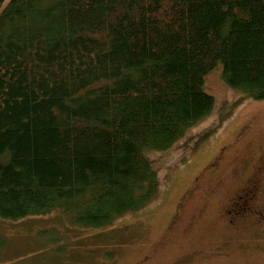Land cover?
I'll list each match as a JSON object with an SVG mask.
<instances>
[{
  "label": "trees",
  "instance_id": "obj_1",
  "mask_svg": "<svg viewBox=\"0 0 264 264\" xmlns=\"http://www.w3.org/2000/svg\"><path fill=\"white\" fill-rule=\"evenodd\" d=\"M218 64L264 101V0H0V220L103 230L150 206L148 155L211 114Z\"/></svg>",
  "mask_w": 264,
  "mask_h": 264
},
{
  "label": "rangeland",
  "instance_id": "obj_2",
  "mask_svg": "<svg viewBox=\"0 0 264 264\" xmlns=\"http://www.w3.org/2000/svg\"><path fill=\"white\" fill-rule=\"evenodd\" d=\"M221 74L218 64L203 79L202 90L214 101L211 114L189 129L171 150L148 155L161 181L150 206L123 215L103 230L72 228L59 212L16 222L0 220V236L6 240L1 250L3 262L264 264V235L256 239L250 224L246 232L232 234L235 238L220 248V258L207 259V252L230 236L218 218L220 207L264 156V101L246 99L231 90ZM222 149L224 159L217 173L203 174ZM196 185L207 196L203 192L189 195L183 206L181 196ZM54 231L57 234L45 238L44 233ZM56 236L61 245L48 246L49 238Z\"/></svg>",
  "mask_w": 264,
  "mask_h": 264
},
{
  "label": "flooded vegetation",
  "instance_id": "obj_3",
  "mask_svg": "<svg viewBox=\"0 0 264 264\" xmlns=\"http://www.w3.org/2000/svg\"><path fill=\"white\" fill-rule=\"evenodd\" d=\"M224 153V149L220 150L215 158L206 165L203 174L217 173L224 159ZM263 163L264 156H262L261 161L255 165L250 176L235 188V191L226 198L225 203L220 207L218 218L227 228V232L230 236L227 235V237H225L222 242H219L215 248L209 250V252H207L209 256L207 259L215 260L220 258L222 254L220 253V248L230 245L231 239L235 238L232 234H242L246 232L248 224L254 225V227L250 229L251 231H249L255 232L256 239L264 235V178L261 177L264 170ZM195 179L198 184L200 181L199 177ZM199 186L200 185H196L193 188L194 190H191V193H185L183 198L181 196L180 202H183V206L186 204L189 195L192 197L202 192L203 195H206L204 188H199ZM200 252L201 250L196 252L197 256Z\"/></svg>",
  "mask_w": 264,
  "mask_h": 264
}]
</instances>
